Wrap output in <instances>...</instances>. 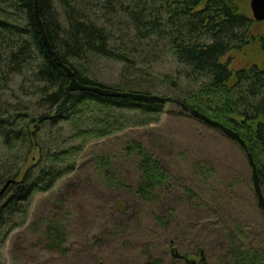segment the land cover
<instances>
[{
    "label": "trees",
    "instance_id": "1",
    "mask_svg": "<svg viewBox=\"0 0 264 264\" xmlns=\"http://www.w3.org/2000/svg\"><path fill=\"white\" fill-rule=\"evenodd\" d=\"M248 1L37 0L53 52L80 85L172 98L199 111L240 135L261 182L264 60L236 71L229 61L223 62L252 42ZM261 50L264 56L263 40ZM101 63L121 65L115 85L98 78ZM167 65L172 70L165 71ZM16 79L20 88L14 91ZM70 85L45 46L35 0H0V146L6 151L0 157V264H5L7 241L28 221L33 197L50 193L72 175L88 142L157 123L170 105L71 91ZM180 109L173 114L185 116ZM63 126L71 130V140L81 139L83 145L60 150L68 142L60 137ZM19 151L24 153L22 161L15 158ZM125 152L141 160L143 182L136 195L153 200L168 180L159 162L137 142L129 143ZM98 165L108 177V159L99 158ZM200 165L194 169L209 176ZM33 226L43 230L48 250L65 253L67 229L62 222L43 219ZM240 237H228L226 254L212 264H264L262 248L252 249ZM178 261L174 258L170 264ZM144 264L163 263L148 258ZM202 264H209L206 257Z\"/></svg>",
    "mask_w": 264,
    "mask_h": 264
},
{
    "label": "rangeland",
    "instance_id": "2",
    "mask_svg": "<svg viewBox=\"0 0 264 264\" xmlns=\"http://www.w3.org/2000/svg\"><path fill=\"white\" fill-rule=\"evenodd\" d=\"M250 1L248 12L253 20ZM250 36L247 48L223 59L235 71L264 60V22L253 20ZM164 68L171 69L169 65ZM120 69L116 63H101L98 78L115 85ZM19 86L20 79H16L11 89ZM5 96L12 98L9 93ZM180 111L170 104L157 123L88 142L78 157L77 170L50 193L33 197L26 225L15 230L3 250L5 264H144L148 258L170 264L175 258L172 251L179 255L202 251L212 264L226 254L228 237L237 234L246 246L264 251V213L247 155L220 131L188 113L173 114ZM70 131L65 127L60 133L68 140L60 150L83 145L81 139H70ZM132 142L152 153L168 179L153 200L136 195L143 174L140 158L125 152ZM19 152L15 158L22 161L24 153ZM5 153L0 146V157ZM99 158L110 162L104 168L108 177L100 170ZM194 164H201L210 175L197 172ZM53 218L66 226L65 253L48 250L43 230L33 226Z\"/></svg>",
    "mask_w": 264,
    "mask_h": 264
},
{
    "label": "water",
    "instance_id": "3",
    "mask_svg": "<svg viewBox=\"0 0 264 264\" xmlns=\"http://www.w3.org/2000/svg\"><path fill=\"white\" fill-rule=\"evenodd\" d=\"M250 10H251L254 21L259 22V23L264 22V0H251L250 1ZM35 15H36V19H37L38 28L40 30L42 37H43L45 46L47 47L49 52L53 56H55L56 61L58 62L59 66L61 68H63V70H65V72L67 73V75L71 79V85H70L71 91L93 90V91H96L103 96L128 97V98H135V99L145 101V102L176 104L178 107L182 108L189 115H191L194 118L202 121L203 123L209 125L210 127L220 131L227 138H229L233 142H235L245 152V154L248 157V161H249V164H250V167L252 170V181H253V185H254L256 198H257L259 207L261 208V210L264 213V195H263L262 187L260 184L257 166L254 163L253 156L249 152V149H248L245 141L240 137V135L238 133L234 132L233 130H231L227 127H225L221 123L210 119L209 117L200 113L199 111L194 110V109L188 107L187 105H185L181 102H178L172 98H164V97L157 96V95H140V94L127 93V92H114V91H110V90H101L99 88L97 89V88L85 87V86L80 85L75 80L73 72L67 66L63 65V63L61 62V60L59 59L57 54L55 52H53V50L49 44V41L46 37V33L44 31L42 21L40 19V10H39V5H38L37 0H35ZM172 252H173L175 258L186 259V264H202L205 261V255L203 254L202 251L199 252L198 255H194V256H181L175 251H172Z\"/></svg>",
    "mask_w": 264,
    "mask_h": 264
},
{
    "label": "flooded vegetation",
    "instance_id": "4",
    "mask_svg": "<svg viewBox=\"0 0 264 264\" xmlns=\"http://www.w3.org/2000/svg\"><path fill=\"white\" fill-rule=\"evenodd\" d=\"M180 260H184V261H186V259H180Z\"/></svg>",
    "mask_w": 264,
    "mask_h": 264
}]
</instances>
